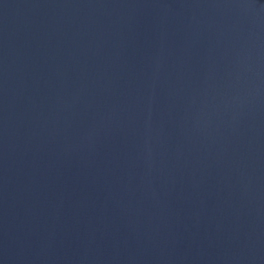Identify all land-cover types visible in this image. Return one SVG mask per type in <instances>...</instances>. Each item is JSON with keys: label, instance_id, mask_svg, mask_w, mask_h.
Wrapping results in <instances>:
<instances>
[{"label": "water", "instance_id": "water-1", "mask_svg": "<svg viewBox=\"0 0 264 264\" xmlns=\"http://www.w3.org/2000/svg\"><path fill=\"white\" fill-rule=\"evenodd\" d=\"M0 264H264V0H0Z\"/></svg>", "mask_w": 264, "mask_h": 264}]
</instances>
